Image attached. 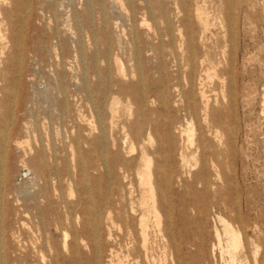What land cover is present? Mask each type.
Masks as SVG:
<instances>
[{
	"label": "rangeland",
	"instance_id": "1",
	"mask_svg": "<svg viewBox=\"0 0 264 264\" xmlns=\"http://www.w3.org/2000/svg\"><path fill=\"white\" fill-rule=\"evenodd\" d=\"M41 1L49 5L51 0ZM114 1L106 0L107 23L105 26L101 25L96 7L92 8L88 28L82 17L84 0H64L63 3L62 0H56V18L52 16L48 7L41 11L37 10L40 16L37 24H44L43 31L48 35H51L54 30L57 31L54 36L60 41L48 51L44 48L39 54L37 53L38 55L29 54L24 58L23 81L28 102L25 110L16 111V122L12 127V134L18 133L19 136H23L21 140L26 143L18 145L19 147L13 142L10 143L14 167L10 171L11 180L8 185H5L7 194L10 192L6 197L7 205L14 210L15 220L25 223L20 230L21 243L29 246L35 240L37 233L31 228V214H26L22 207L24 195L18 193V187L25 182V173H21L20 146L27 151L32 147L33 152L39 148L38 140L41 138L46 144L47 155L49 156L53 151L56 152L58 164L62 166H67L66 160L69 161L74 149L71 140L76 130L71 127L69 118L53 102V98L58 96V77L67 88L69 108L80 126V134L84 135V129H87L89 125L97 126L95 113L96 110L101 108L102 111L103 108V118L108 130L112 126V131H117L113 137L120 145L122 157L130 158L133 154L129 155L127 149L129 136H131L129 135L131 132L128 134L129 125L138 120V105L135 101L140 90V87L136 86L139 79L137 68H140L147 78L145 84L147 101L144 112L146 117L152 120L156 118L159 125H162L165 116V109L160 105L159 98L155 94L160 87V81H163L168 88L169 100L172 96L177 98L173 85L180 84L185 90L189 87L186 74L188 70L186 51L184 43L181 42L184 38L182 21L185 18L184 26L192 30L194 45L198 53L205 58L197 66L193 86L196 104L200 110L198 118L186 121L183 112L174 116L183 124L182 127L189 128L192 132L189 139H186V133L182 136L183 145L191 163H195L190 173L200 168L199 151L196 147L200 135L202 139H205L209 151L229 148L233 159L232 168L225 170L230 175L227 180L221 177L214 179L211 175L214 170L211 168L210 171V179L214 180V187L210 190L208 199L212 206L205 209L198 221L203 255L192 254L187 257L183 252L182 254L187 264H226V256L221 254L215 235V229H217L220 244L223 246L222 223L218 219L221 217L240 231L242 242L247 248L248 264H256L264 251L259 239L260 235L264 234V0H235L237 4L233 11L234 48L223 9L225 0H164L175 35L173 44L167 36H164L165 22L157 18L155 27L142 0H135L134 16L123 0ZM153 10L156 12L154 4ZM75 15L78 16V20L75 19ZM179 30L181 36H179ZM2 33L3 31L0 32ZM92 35H96L94 37L98 39L97 43H94ZM106 35L110 36L113 45L109 62L101 53L104 46L99 41ZM52 43H56V39H53ZM135 46L140 49L137 59ZM146 46L153 48L160 46L164 55L162 60L155 56L153 50H145ZM8 53L9 50L0 45V71L4 66L2 60ZM93 53H98L99 56L92 63L89 61V56ZM33 57L37 60H33ZM228 73L233 76L238 90L232 105L227 96ZM30 79L34 83L33 89L29 87ZM83 81L89 85V94L83 88ZM99 83L105 91L103 96L98 93ZM113 97L119 99L116 112L109 110ZM104 100L105 105L102 107ZM204 114H206L205 121ZM212 117L223 119L224 127L227 126L232 131V136H225L226 133H223L221 140L224 142L228 138L229 147L226 144H220L214 138L212 134L214 131L209 123ZM96 132L97 130H94L93 134ZM126 133L127 142L123 143ZM27 134L29 138L25 137ZM81 147L85 149V146ZM28 156L26 155L25 158L28 159ZM49 163H52L51 158ZM94 175L91 171L90 181L93 180L91 178ZM74 176L76 181V174ZM100 180L99 188L102 193L105 178ZM62 187L64 196L74 201L76 195L75 193L68 195L66 179L62 181ZM94 194L98 198L97 192ZM205 196L200 194L199 198L206 201L207 196ZM138 202L137 195L136 206ZM52 218L50 213L46 238L59 247L61 234L55 230ZM76 226L78 229L81 227L79 223ZM122 226L116 219L115 211L109 219H105L103 213L99 228L101 251L97 261L93 259L89 238L84 232L80 235L81 239H78L79 254L75 256L73 264H136L134 246L128 239L122 237ZM68 241H71V237ZM49 244L47 242L44 246L45 264L52 262L53 251H49ZM212 245H215L214 254H211ZM185 246L189 247V251H193V247ZM145 264H171L163 242L152 234L149 236L148 258Z\"/></svg>",
	"mask_w": 264,
	"mask_h": 264
},
{
	"label": "bare ground",
	"instance_id": "2",
	"mask_svg": "<svg viewBox=\"0 0 264 264\" xmlns=\"http://www.w3.org/2000/svg\"><path fill=\"white\" fill-rule=\"evenodd\" d=\"M117 1L120 0L114 2ZM142 1L154 21L155 27L157 18H161L165 22L164 36H167L173 44L175 35L164 0ZM63 2L64 0H62ZM123 2L134 16L135 0H123ZM153 4L156 12L153 10ZM236 4L235 0H225L223 7L233 48L235 37L233 11ZM56 6V0H51L49 5L44 4L41 0H0V30L3 31L0 34V45L9 50L6 58L2 60L4 66L0 71V264H45L43 251L47 242L50 243L49 251H53L51 264H73L75 256L79 254L78 239H81L80 235L84 232L88 235L93 259L97 261L101 251L99 228L103 213L104 218L109 219L114 211L116 219L123 225L121 228L122 237L128 239L134 246L136 264H145L148 258L150 234L159 237L163 242L171 264H187L182 252L187 257L192 254L202 256V243L200 242L202 238L198 229V221L205 209L212 206L208 199L210 190L214 187V180L210 179V171L211 168L214 170L211 173L214 179L221 177L227 180L230 175L225 170L232 168L233 158L229 148L221 151L216 149L209 151L205 139H202L200 135L196 146L199 151L200 168L190 173L191 167L195 163H191L184 148L182 136L186 133L187 138L186 136L185 138L189 139L192 132L191 129L182 127L183 124L174 116L183 112L186 121L198 118L200 110L196 104L193 86L197 66L205 58L198 53L194 45L192 30L190 27L184 26L185 18L182 19L184 38L181 39V42L184 43L186 51L188 66L186 74L189 87H186L188 89L185 90L180 84L173 85L177 92V98L172 96V99L169 100L167 98L168 88L163 84V81H160V87L155 94L159 98L160 105L165 109V116L162 125H159L156 118L152 120L146 117L144 112L147 101L145 91L147 78L141 69L137 68L139 79L136 86L140 87L135 97L138 105V120L129 125L128 134L131 132L129 134L131 136H129L127 149L129 155L133 154L130 158L122 157L119 150L120 145L113 137L117 131H112V126L108 130L103 118V108L102 111L101 108L96 110L97 126L89 125L87 129H84L85 134H80V126L76 123L69 108L67 88L58 77V96L53 98V102L69 118L71 127L76 130L71 140L74 149L69 161L66 160L67 166H62L58 164L56 152L53 151L49 156L47 155L46 144L41 138L38 140L39 148L33 152L32 147L27 151L26 148L20 146L22 150L21 173H25V182L18 187V193L24 195L22 207L26 214H31V228L37 233L35 240L29 246L21 243L20 230L25 223L15 220L14 210L7 205L6 197L10 192L7 194L8 190L6 191L5 185L10 182L12 176L10 171L14 167V156L11 154L10 143L13 142L19 147L18 145L26 142L21 140L23 136H19L18 133L12 134V127L16 122V111L25 110L28 102L23 81L25 56L39 54L44 48H47L48 51L60 41L54 36L57 31L54 30V32L52 31L53 35H48L43 31L45 25L37 24V21L40 20L37 10L41 11L48 7L52 16L56 18ZM94 6L100 15L101 25L105 26L107 23L106 0H84L82 17L86 21V28L89 27ZM59 7L61 8V6ZM75 19L78 20L77 15H75ZM131 32L134 35V31ZM94 36L96 35H92L93 41L97 43L98 39ZM179 36H181L180 30ZM53 39H56V43H52ZM99 41L104 46L101 53L109 62L112 55V40L109 35H106ZM144 49L153 50L155 56L160 60L164 56L160 46L154 48L146 46ZM139 54L140 49L135 46L136 59ZM98 56V53H93L89 56V61L93 63ZM32 59L37 60L34 57ZM161 71L163 70L161 69ZM228 76L227 96L232 105L236 100L238 90L233 76H230V73ZM29 82L31 84L29 87L33 89V80L30 79ZM82 85L89 94L88 83L83 81ZM100 85L101 83H99L100 91L98 93L103 96L105 91ZM168 87L170 88V85ZM118 103L119 99L113 97L109 110L116 112ZM98 104L100 105V102ZM104 105L105 100L102 107ZM203 119L205 121L206 114ZM110 122L113 123L112 119ZM209 123L213 128L214 138L220 144H226L229 147L228 138L224 142L221 141L225 133V136L233 135L229 127H224V120L212 117ZM94 130H97L96 134H93ZM126 135L127 133L123 138V143L127 142ZM25 137L29 138V135L27 134ZM81 146H85V149H82ZM26 155H29L28 159L25 158ZM50 158L51 164L49 163ZM91 171L95 174L91 178L92 181H90ZM74 174H76V181ZM102 178H105V181L103 183L104 190L101 193L99 183ZM65 179L68 182V195L71 196L73 193L76 195L74 201L64 196L62 181ZM95 192H97L98 198L95 197ZM200 194L207 196H205L206 201L199 198ZM137 195L138 206L135 205ZM50 213L53 217L52 222L55 230L61 234L59 247L55 242H50L46 238ZM218 219L222 223L223 246L220 244V235L217 229H215V235L221 254L226 256V264H248L247 248L242 242L240 231L223 218L218 217ZM77 223L81 225L79 229L76 226ZM69 237H71L70 242L68 241ZM259 239L264 250V234L260 235ZM185 245L193 247V251H189V247ZM214 250L215 245H212L211 254H214ZM256 264H264V251Z\"/></svg>",
	"mask_w": 264,
	"mask_h": 264
}]
</instances>
